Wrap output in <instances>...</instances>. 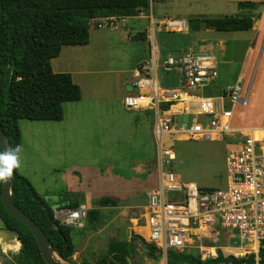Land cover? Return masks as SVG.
<instances>
[{"label":"built area","instance_id":"obj_1","mask_svg":"<svg viewBox=\"0 0 264 264\" xmlns=\"http://www.w3.org/2000/svg\"><path fill=\"white\" fill-rule=\"evenodd\" d=\"M115 19H104L99 27H112L110 21ZM160 26L167 32L189 29L186 20L175 18L164 20ZM151 42L149 59L139 63L130 81L132 93L123 98L126 109L153 113L158 180L147 192L141 239L165 261L172 251L191 255L190 249L195 248L199 250L194 257L199 263L195 264H264V137L258 139L251 132L255 128L264 131V125H234L235 108L248 105V93L243 95L240 86L242 78L217 95L203 96L200 91L219 77L215 60L186 50L161 63L157 44ZM159 69L166 73L177 70L179 80L162 87ZM219 138L230 146L225 152V188H201L195 182L177 179L172 168L177 159L174 142ZM88 210L80 205L59 211V218L65 225L81 227ZM225 233L239 241L229 243L225 249L229 255L221 246H214ZM205 239L210 244L203 246ZM219 255L243 262L215 261Z\"/></svg>","mask_w":264,"mask_h":264},{"label":"rangeland","instance_id":"obj_2","mask_svg":"<svg viewBox=\"0 0 264 264\" xmlns=\"http://www.w3.org/2000/svg\"><path fill=\"white\" fill-rule=\"evenodd\" d=\"M186 1L167 0L157 2L156 0H149V5L136 15L138 16L142 12L147 15L150 14L148 11L151 10L155 20L153 24L155 43L161 49L160 62L163 63L169 56H178L181 51L188 49H192L195 53L214 57L213 59H216L218 63L219 77L216 83L203 88L200 93L203 96L217 95L222 90L235 86L241 77L240 86L243 95L248 93V105L235 108L234 125L263 126L264 0H242L253 1L256 4L255 8L247 7L246 9H239L235 3H225L221 0H195L194 2L191 1V5ZM196 11H203L206 18H219L221 22L218 27L208 26L206 22L201 23L202 17L194 18L189 13ZM158 14H163V17L174 16L175 18L186 19L189 25L188 31H165L158 24L160 19ZM148 19L150 18H132L127 23V28H137L150 33L151 24ZM229 21L239 23L240 27L234 30H225L223 28L224 24ZM194 22H200L199 31L191 30L190 26ZM151 44L150 41V46ZM157 77L162 87L172 86L170 83H176L179 80L177 70L166 73L159 69ZM101 105L97 109V113L92 115V120H89V117H84L86 121L83 123L82 132L70 131L69 150L66 152L67 159L61 161L65 166L94 167L102 172L107 171L112 164L118 162L124 155H132L133 151L129 148L132 143H129V140L135 142L132 141L135 136L129 122H131V119L133 120L134 113L119 108L121 107L120 100L116 101L114 106L117 107H114L115 110H112L110 105L104 103H101ZM81 113L84 112L81 111ZM20 121H23L22 125H25L23 126L26 129L24 137L26 141H29L30 126H26L25 123L30 121ZM38 131L40 133L36 135V138L43 145L44 142L46 144L47 131L43 127ZM148 132L150 136L149 129ZM149 146H151V141ZM229 147V143L223 138L214 141L174 142L173 148L177 159L172 168L177 179L182 182H195L201 188H225L227 186L225 152ZM43 148L45 147L43 146ZM43 148L38 146L34 158L28 159L26 157V161L31 165L29 170L31 180L29 179V181L41 196L40 198L46 201L55 211L57 206L55 204L50 205V198L45 196L48 183L44 176L47 170L46 153ZM74 170L77 174L81 173L76 168ZM58 188L60 193L65 188L61 177H58ZM92 208L87 211L81 227L71 228L74 253L70 260L60 261L58 259V263L95 264L101 257L106 255L109 243L118 240L132 244L130 255L135 264H178L169 257L165 261L160 253L157 251L152 252L144 244L146 242L139 238L140 229L146 225L145 219L141 218L144 212L142 207L132 209L118 207L117 205L99 207V214L93 221H90L88 212ZM57 218L61 221L59 214H57ZM134 219L139 220L136 222ZM231 241L239 243L237 239L231 238L229 233H225L223 238L218 239V243L214 246H221L224 248L225 255H229L230 252L225 249ZM194 242L197 241L194 240ZM208 244L210 242L205 239L203 246ZM10 248V251L16 252L8 253L13 261L14 255L19 250L15 240ZM171 253L175 252L172 251ZM190 253L194 258L198 256L199 250L193 248L190 249Z\"/></svg>","mask_w":264,"mask_h":264},{"label":"trees","instance_id":"obj_3","mask_svg":"<svg viewBox=\"0 0 264 264\" xmlns=\"http://www.w3.org/2000/svg\"><path fill=\"white\" fill-rule=\"evenodd\" d=\"M148 5L149 0H0V124L11 149L20 146V120L60 121L63 104L80 100V87L73 82L71 75L51 70L50 61L59 54L61 47L87 44L90 26L99 28V19L136 16ZM237 6L246 9L255 8L256 4L239 1ZM204 22L218 27L221 20L208 18ZM239 27V23L229 21L223 28L234 30ZM190 28L198 30L200 25L192 23ZM135 38L144 39L145 35L138 33ZM1 188L2 179L0 192ZM10 196L16 206L38 225L52 251L62 261H69L74 253L73 227L56 218L53 209L44 200L42 206L35 203L40 196L30 181L16 171V167ZM110 203L108 199L96 202L94 206L97 207L88 212V219L93 221L99 214L98 207ZM61 206L64 208L63 202ZM76 207L78 204L75 203L66 208ZM0 220L5 229L19 234L21 245L16 240L19 250L11 264H46L32 232L7 211L1 200ZM144 244L152 252L156 251ZM131 247L130 242L112 241L106 255L95 264H135L130 255ZM168 257L178 264L198 262L184 253L170 252ZM215 261L243 262L233 256L224 258L222 255Z\"/></svg>","mask_w":264,"mask_h":264},{"label":"crops","instance_id":"obj_4","mask_svg":"<svg viewBox=\"0 0 264 264\" xmlns=\"http://www.w3.org/2000/svg\"><path fill=\"white\" fill-rule=\"evenodd\" d=\"M191 1L194 2L195 0H187L186 3L191 5ZM221 1L232 2L237 5L242 0ZM148 12L150 14L144 15L142 12L138 16L116 18L110 21L114 24L112 27L105 25L98 28L91 25L87 44L63 45L59 54L50 61L51 70L54 73H69L71 75L73 82L80 87V100L63 104V118L60 121H30L25 123L26 126H30L29 141H26L24 137L26 129L23 128L25 126L22 125L23 121H19L20 165L16 167V171L31 180V174H29L31 165L26 161V157L28 159L34 158L38 146L45 147L43 149L46 153L47 171H45L44 176L48 183L45 196L50 198V205L55 204L57 206V209L53 211L56 218L59 211L75 209L66 208L68 205L76 203L78 206L85 205L90 209L97 207L94 206L95 203L102 199L111 201L108 206L117 205L128 209L142 207L144 210L147 203V192L158 180L154 168L156 150L152 137L153 113L151 111L128 110L123 104V98L132 93L130 81L135 75L137 66L148 59L150 41H155L153 26L155 20L151 10ZM189 13L194 18L202 17L201 23L204 22V18L208 19L203 11ZM162 15L158 14L160 17L159 25L168 18H175L174 16L163 17ZM132 18H150L148 19L151 24L150 33L137 28H127V23ZM103 20L99 19L98 21ZM197 23L201 25L200 22ZM159 25L158 30L160 31ZM199 30L200 28L193 31ZM139 32H144V39L135 38ZM158 51L160 54V47H158ZM214 60L217 65L216 59ZM118 100L121 101L119 108L134 113L133 120L131 119L129 122L135 136L132 138V141L135 142L129 140V143H132L129 146L133 151L132 155H124L107 171L102 172L94 167L70 166V168L62 164L61 161L67 159L66 152L69 150L70 131L82 132L83 123L86 121L84 117H89V120H92V115L97 113V109L102 106L101 103L110 105V108L115 110L114 107L117 106L114 105ZM42 127L45 128L48 136L44 145L36 138V135L40 133L38 130ZM150 141L151 146H149ZM75 168L81 173L77 174ZM58 177H61L65 186L61 193L58 188ZM62 202L64 208H61L63 207L61 206ZM135 221L137 222V220ZM14 240L9 239V235L5 232L0 220V264H8L7 258L12 262L8 253H16L10 251ZM5 242L8 245H5Z\"/></svg>","mask_w":264,"mask_h":264},{"label":"water","instance_id":"obj_5","mask_svg":"<svg viewBox=\"0 0 264 264\" xmlns=\"http://www.w3.org/2000/svg\"><path fill=\"white\" fill-rule=\"evenodd\" d=\"M0 12H1V8H0ZM0 147L2 149V153L6 149H11L10 145H9L8 138L4 134L1 124H0ZM13 173H14V168H12L10 176L2 179V188H1V192H0L1 203L3 204V206L7 209V211L13 217H15L20 222H22L24 225H26L28 227V229L32 232V234H33V236H34V238L38 244L39 251H40V254H41L43 261L46 264H60L56 260L52 259L51 256L49 255L48 249H51V248L49 247L48 240L46 239L44 233L40 230L38 225L29 216H27L24 212H22L16 206V204L12 201L11 196H10V185H11V181L13 178ZM35 203H37L40 206L43 205V201L41 198L36 199ZM5 232L9 235L10 240H14V239L18 240L19 234L17 231L5 229ZM20 245H21V243H20ZM58 259L60 261H62L59 257H58ZM6 262L8 264L12 263L8 258L6 259Z\"/></svg>","mask_w":264,"mask_h":264},{"label":"clouds","instance_id":"obj_6","mask_svg":"<svg viewBox=\"0 0 264 264\" xmlns=\"http://www.w3.org/2000/svg\"><path fill=\"white\" fill-rule=\"evenodd\" d=\"M20 148L6 149L0 153V179H4L11 175V170L20 165Z\"/></svg>","mask_w":264,"mask_h":264},{"label":"bare ground","instance_id":"obj_7","mask_svg":"<svg viewBox=\"0 0 264 264\" xmlns=\"http://www.w3.org/2000/svg\"><path fill=\"white\" fill-rule=\"evenodd\" d=\"M251 132H252L253 136L256 137V138H258V139L264 137V131L261 130V129L255 128V129H252ZM140 232H141V233H142V232L144 233L145 231H144L143 228H141V229H140ZM192 232H194V231H192ZM15 241H16V240H15ZM18 242H19V241H18ZM19 243H20V242H19ZM4 244H5V245H8L7 242H5ZM212 251H213V250H212ZM48 253H49V255L51 256L52 259L58 261V257L56 256L55 253L52 252L51 249H48Z\"/></svg>","mask_w":264,"mask_h":264},{"label":"flooded vegetation","instance_id":"obj_8","mask_svg":"<svg viewBox=\"0 0 264 264\" xmlns=\"http://www.w3.org/2000/svg\"><path fill=\"white\" fill-rule=\"evenodd\" d=\"M13 262V261H12Z\"/></svg>","mask_w":264,"mask_h":264}]
</instances>
